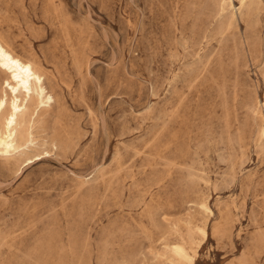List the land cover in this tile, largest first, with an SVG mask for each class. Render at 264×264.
Segmentation results:
<instances>
[{
    "label": "rangeland",
    "instance_id": "obj_1",
    "mask_svg": "<svg viewBox=\"0 0 264 264\" xmlns=\"http://www.w3.org/2000/svg\"><path fill=\"white\" fill-rule=\"evenodd\" d=\"M0 36L54 94L0 264H264V0H0Z\"/></svg>",
    "mask_w": 264,
    "mask_h": 264
},
{
    "label": "bare ground",
    "instance_id": "obj_2",
    "mask_svg": "<svg viewBox=\"0 0 264 264\" xmlns=\"http://www.w3.org/2000/svg\"><path fill=\"white\" fill-rule=\"evenodd\" d=\"M239 1L245 5L250 0ZM53 99L54 94L46 85L45 73L38 63L19 54L0 36V153L6 159H18L34 149L36 109L49 105ZM261 132L264 137V124ZM203 207L209 209L206 203ZM200 231L207 236V229L200 227ZM171 250L179 258L193 263L183 243L172 244Z\"/></svg>",
    "mask_w": 264,
    "mask_h": 264
}]
</instances>
